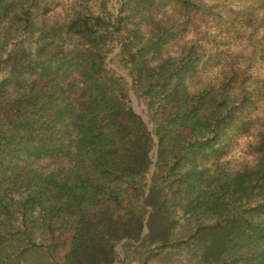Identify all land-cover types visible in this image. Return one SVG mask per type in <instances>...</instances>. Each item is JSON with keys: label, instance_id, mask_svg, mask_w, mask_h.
Instances as JSON below:
<instances>
[{"label": "trees", "instance_id": "1", "mask_svg": "<svg viewBox=\"0 0 264 264\" xmlns=\"http://www.w3.org/2000/svg\"><path fill=\"white\" fill-rule=\"evenodd\" d=\"M119 244L264 264V0H0V264Z\"/></svg>", "mask_w": 264, "mask_h": 264}, {"label": "rangeland", "instance_id": "2", "mask_svg": "<svg viewBox=\"0 0 264 264\" xmlns=\"http://www.w3.org/2000/svg\"><path fill=\"white\" fill-rule=\"evenodd\" d=\"M111 65L114 68L116 67L113 64H111ZM118 72L122 73L125 76V78L128 81H130V78L128 77V75L125 72L121 71L120 69H118ZM148 207H149V209H151L150 211H152V207H150V206H148ZM143 231L145 233L147 231V228L144 227ZM116 250L118 253V259H116V261H114L112 264H120V262L122 260H125V251H124V248L122 247V245L119 244L117 246ZM188 254L189 253L186 250H178V251L172 250V252L170 254L161 253V254L157 255L154 259H152L150 264H182L181 262H186L187 260H189L190 256ZM124 264H140V262L138 263L135 260H133V261L129 260V261H125Z\"/></svg>", "mask_w": 264, "mask_h": 264}, {"label": "water", "instance_id": "3", "mask_svg": "<svg viewBox=\"0 0 264 264\" xmlns=\"http://www.w3.org/2000/svg\"><path fill=\"white\" fill-rule=\"evenodd\" d=\"M116 68V67H115ZM118 70V68H116ZM132 101H133V108L137 113H140L139 108L137 107V100L134 97V95L131 93ZM145 117V116H144ZM153 160H155V156L153 157ZM154 165H151V171L153 170Z\"/></svg>", "mask_w": 264, "mask_h": 264}]
</instances>
